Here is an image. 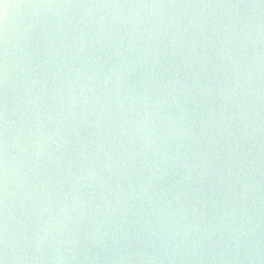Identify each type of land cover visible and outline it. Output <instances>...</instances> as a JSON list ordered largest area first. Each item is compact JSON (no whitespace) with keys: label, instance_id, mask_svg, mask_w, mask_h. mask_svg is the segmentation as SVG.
I'll list each match as a JSON object with an SVG mask.
<instances>
[{"label":"water","instance_id":"95a60500","mask_svg":"<svg viewBox=\"0 0 264 264\" xmlns=\"http://www.w3.org/2000/svg\"><path fill=\"white\" fill-rule=\"evenodd\" d=\"M0 264H264V0H0Z\"/></svg>","mask_w":264,"mask_h":264}]
</instances>
